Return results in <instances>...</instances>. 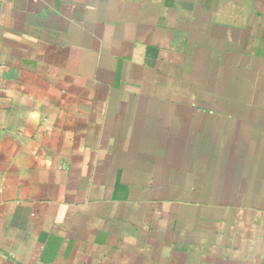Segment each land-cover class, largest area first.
<instances>
[{
    "label": "crops",
    "instance_id": "1",
    "mask_svg": "<svg viewBox=\"0 0 264 264\" xmlns=\"http://www.w3.org/2000/svg\"><path fill=\"white\" fill-rule=\"evenodd\" d=\"M252 91L264 0H0V264H264Z\"/></svg>",
    "mask_w": 264,
    "mask_h": 264
},
{
    "label": "rangeland",
    "instance_id": "2",
    "mask_svg": "<svg viewBox=\"0 0 264 264\" xmlns=\"http://www.w3.org/2000/svg\"><path fill=\"white\" fill-rule=\"evenodd\" d=\"M257 92L252 91V93H250L249 96L247 95V97L235 99L234 102H232V100H226L220 97L216 98L217 102L220 103L222 106L236 104V105H241V106H250V108H252V111L249 113L245 112V113L225 114L228 117L223 119L225 122L227 121L228 124H231V123L233 124L229 126L230 129L233 130L234 126H236L235 132H239L240 135L238 134V136H240L241 138L243 137H254V138L262 137L264 138V97L258 96V94H256ZM203 115H208V114H202V118L198 119L199 121L196 122L197 126L194 130L199 131L200 135L202 136H207L210 133H212V131H214L212 129L214 122L220 121L222 119L212 118L208 116L203 117ZM233 116L234 118L232 122L231 118ZM242 123H243L242 125L243 128L239 130V127ZM231 131H229L228 133V138L234 134V132H231ZM256 146L257 145H255V147ZM258 151L259 149H257V151L255 152L254 157L252 156L253 153L251 154V156L253 157V160H258L257 158ZM253 160H250V161H253ZM252 164H256V163L252 162ZM250 167H251V162H250Z\"/></svg>",
    "mask_w": 264,
    "mask_h": 264
}]
</instances>
